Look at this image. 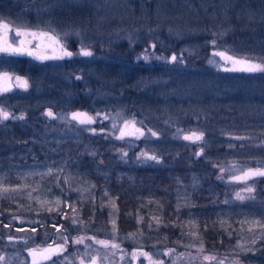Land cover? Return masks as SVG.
I'll list each match as a JSON object with an SVG mask.
<instances>
[{"label": "rangeland", "instance_id": "1", "mask_svg": "<svg viewBox=\"0 0 264 264\" xmlns=\"http://www.w3.org/2000/svg\"><path fill=\"white\" fill-rule=\"evenodd\" d=\"M150 1L165 5L164 11H169L174 25L184 24L188 20L181 3L173 0ZM188 1L184 0L183 4L192 7ZM169 2L173 4L169 5ZM130 3V0H0V44L6 35L13 48L23 49L20 53L0 51V56H11L16 61L25 59L30 66L37 68H47L49 65L56 67L60 78L68 83L72 76L63 77L62 68L67 57L64 53L75 50L71 56L74 60L76 55L79 56L77 58L82 57L85 65L78 74L82 75L79 80L85 86L83 100L85 105L88 104L74 109H59L58 113L54 107H45L43 116L49 120L58 119L59 122L55 130L52 128L47 131L45 128L40 133L46 147L45 158L0 164V198L8 200L12 206L3 214L7 213L6 217L9 214L20 225H30L21 227V230L16 231L17 235H29L32 238L40 235L43 244L48 243V240L63 242L65 250L59 256L62 263L52 261L46 264H80L94 254L98 255L100 264H126L133 253L132 248L147 246L150 237L154 238L152 242L159 244H152L155 248L147 246L153 264H264V261H247L264 240V176L250 175L246 180L235 179L249 172H264V157L253 155V150L264 148V129H261L264 128V71H241L238 69L243 65L225 59L230 56L233 60L264 65V49L254 50L251 40L236 44L231 40L230 33L218 29L211 32L213 26H200L195 30L178 28L179 32L170 27L168 34L174 33L170 35L172 39L177 37L184 40L191 38L190 35L202 40L211 38V41H195L192 46L195 51L204 45H212L213 48L210 54L200 52L191 76L181 80L182 86L170 85L176 79L175 74L156 81L161 88L157 93L153 87L154 99L144 104L141 102L140 90L120 92L114 83L110 84L105 78L104 72L114 62L110 56L113 46L125 40L135 45L144 43L132 63L142 60L141 65L151 73L152 69L159 66L172 69L174 62H178L179 59L174 62L171 60L175 56L172 47L178 40L165 42L162 36L150 38L155 26L149 20L137 23L129 8ZM185 9L190 11L187 7ZM4 24L9 25L7 33L2 27ZM16 31L27 34L17 36ZM203 32L205 36H198ZM206 32L210 36L206 37L209 35ZM176 33H181V37ZM180 43L187 47V44ZM167 49L171 50L166 52ZM80 50L88 51L91 55H79ZM2 71L3 67L0 68ZM28 74L17 71L15 82L19 85L28 83L31 81ZM155 83L147 82L146 87ZM246 108L250 109L247 111ZM0 110L9 113L7 119L0 115V124L19 118L7 104L0 106ZM47 111L53 115L48 116ZM77 112L87 114L92 122L80 124L73 120L72 114ZM244 114H257V119H247L238 123L240 126L231 123ZM245 123L249 125L245 126ZM253 123H259L261 130H253ZM100 129H103V135L97 134ZM110 131L118 136L121 147L117 149L114 146V150L119 158L110 165L109 173L94 171L92 166L89 169L86 162L98 157V147L111 138L107 136ZM193 133L203 134L202 139L184 138ZM125 135H133V138L122 141L120 138ZM132 145L139 148L133 152L129 149ZM107 147L106 152L113 150L112 144ZM187 152L193 158L198 155L202 159L204 157V161L210 163L207 178L211 177L213 183L218 179L225 184L222 195L219 193L218 196L217 193L212 203L223 206L212 216H215L216 223L223 228L228 240L233 242L225 251L205 245L200 221L191 213L177 223L180 234L174 238L175 241L169 242L175 245L160 246L154 234L163 225L159 201H156L158 204L155 201L141 204L137 200L133 228L121 231L119 221L124 218L119 214L117 196H113L110 185L103 186L95 179L100 175L107 177L111 172L116 177L134 178L138 171L128 173L127 169L135 167L144 173V167L157 168L162 156L173 159ZM153 156L156 159H151ZM82 158V167H77L75 162ZM117 164L122 166L121 171H116ZM75 167L77 169H73ZM168 167L172 168L171 165ZM167 175L171 176L170 173ZM179 183L175 187L178 191L175 203L177 217L191 205L193 195L198 196L207 189L216 188V185L211 189L213 184L204 186L198 181L190 186L183 185L182 180ZM237 193L244 199H238ZM241 205L246 207L242 209ZM147 210L150 214L145 212ZM30 214L35 217H24ZM39 216H42L41 221L50 216L52 231L40 234L39 231L31 230V225ZM13 230L0 229V241L8 234H15L16 229ZM77 240L83 242L76 243ZM98 241L105 243L96 245ZM6 247L15 249L7 250L0 264H23L26 244L6 242L0 246V251Z\"/></svg>", "mask_w": 264, "mask_h": 264}, {"label": "trees", "instance_id": "2", "mask_svg": "<svg viewBox=\"0 0 264 264\" xmlns=\"http://www.w3.org/2000/svg\"><path fill=\"white\" fill-rule=\"evenodd\" d=\"M174 1L181 3V9L184 11V15L187 16L188 19L184 24H179L178 26L174 25L173 21L170 19L169 11H164L165 8H163V6L165 5H156L154 1L149 2V0H130V2H132L133 4L130 3L131 6L129 5L134 18L137 20V23L142 21L146 22L149 20L152 26H155V31L154 33H151L153 35L150 34V38H154V36L160 38V36H162L165 42L178 40L175 46L172 47V51L174 52L173 54L175 55L176 60L179 59L178 62L173 61L175 64L173 65V68L167 69V67L159 66L152 69L153 71L150 73L146 69V67H143L141 65L143 63L142 60L139 61V63H132L134 58H136V53L139 51V49L142 48L144 43L135 45L125 40L121 41L120 44H116L115 46H113L111 50L112 54H110V56H112L114 62L112 64H109L107 71L104 72L105 78L108 80V82L110 84L114 83V85L117 86V90H119L120 92L122 91L124 93H127L135 89L140 90L139 95L141 96V102L143 101L142 103L144 104H147V101L154 99L152 97L153 87L154 90L157 91V93L161 88L160 84L155 83L156 81H161L162 79L164 80L166 77L173 76L175 74L176 79L172 81L170 85L173 84V87H179L180 85L182 86L181 80H183L185 76H191L195 69V61L199 60L200 58V52L202 54H210L213 48L212 45H204L201 49L198 48L195 51L194 47H192L195 41H211V38L209 39L207 37L210 36L209 32H206L209 33V35H206L207 38L203 40L200 38H194L195 36L191 35V38L184 40L178 39L177 37H174V39H172V36L170 35H174V33L168 34L170 27L175 28L176 32H179L177 30L178 28L181 30H185V28L187 27V29L195 30L200 26H213L214 29L211 32L215 31V29H218L223 33H230L231 40L235 41L236 44H245L248 42V40H251L250 42L253 45L254 50L258 49L256 51H259L260 49H264V0H224V3L222 0H189L188 4H191L192 7L183 4L184 0H173V2ZM170 4L173 3L169 2V5ZM175 6L177 7V5ZM186 7L190 10L189 12L186 11ZM150 35H147V37ZM176 35L181 37L182 34L176 33ZM198 36H205V32L200 33V35ZM180 42L187 44V47H183ZM170 50L171 49H167L166 52H169ZM151 81L155 84L146 87L147 82ZM153 93L155 92L153 91ZM249 109L246 108L245 110L248 111ZM245 114L242 117H238L235 121L233 120V122L231 123L233 125L240 126L241 124L238 123H242L247 119L256 121L257 114L254 116H245ZM257 124L259 125V123ZM244 125L247 126L249 124L245 123ZM258 125L253 123V126L251 125V128L258 132ZM223 128L226 127L224 126ZM43 130L44 127L42 122L38 118H36L35 127L33 128L29 127L28 124H26L25 127H10L9 129H7V131L0 133V164H12L28 161L32 162L35 160L40 161L44 159L46 154V147L44 141H42L40 136V133ZM253 151H255L253 153L254 156L257 155L258 157H264V148L261 147V149H258V151ZM212 153L217 154L218 152ZM204 160L205 158L202 159L197 157L195 160L196 165L199 166V162L202 163L204 162ZM135 171H138V173L136 172L135 177L138 179H143L145 180V182L127 185L125 187L127 188V190L123 192L117 191V194L115 193L119 202V214L122 216V218H124L123 220L119 221V227L120 229H122L121 231L124 232L133 228L132 220L133 215L137 213V200H139V202L143 204L146 201L151 203V201L156 202L159 199H162V197H160L158 189V187H160V183L156 181V179L159 177L156 169L149 167L144 173L141 169H133L129 172ZM155 204H158V202H156ZM145 205L146 207L148 206L147 204ZM145 205L143 206L144 208ZM10 209H12V206L9 204V201L0 198V216L4 211ZM145 212L147 214H150L148 210ZM123 215L125 217H123ZM2 218H4V216ZM126 218L129 219L126 220ZM182 219L184 218L179 216V218L176 219V222L178 220L180 222L182 221ZM162 224L163 225L159 227V229H157L158 232L154 233L156 236L155 239L158 240L160 244H166L167 242L175 241L176 239L174 238L177 237L180 233L178 231L170 232L167 230L169 229V227H178L177 223L175 224L174 222V218H164V220L162 218ZM201 224V231L204 234L203 237H205V243L209 246L208 248L213 247L217 250L225 251L228 249V247L232 246L233 242L228 240L227 234L223 229L219 228V226L212 225V227L211 223L205 222ZM152 239L154 241V238L150 237L149 242L153 244L154 242H152ZM259 247L260 248L255 253L256 255L254 254V256L249 259L253 258L252 260H254L255 262L264 261V257L261 256L264 255V240L260 242Z\"/></svg>", "mask_w": 264, "mask_h": 264}, {"label": "flooded vegetation", "instance_id": "3", "mask_svg": "<svg viewBox=\"0 0 264 264\" xmlns=\"http://www.w3.org/2000/svg\"><path fill=\"white\" fill-rule=\"evenodd\" d=\"M75 48V47H74ZM75 50L71 51L70 53H74ZM79 53H82L81 50ZM80 55V54H79ZM79 56L76 55V60H74L73 56H67L66 57V63L64 64L65 66L62 68V73L64 79L66 77H69L70 75L72 77L71 81L66 83L60 76L58 75L55 70L57 69L56 67H52L49 65V67L46 68V66L43 67H32L30 66V63L28 60H21L19 59L16 61L14 57L7 56V57H2L0 56V68H4V71L0 72V85L3 87L0 89V91L3 93L0 96V106L7 104L13 109L15 113L19 116V118L13 120H8L6 122H2L0 124V133H3L4 131H7L10 127H25L26 124H28L29 127L33 128L35 127V122L36 118H38L42 124L44 129L46 128L47 131L54 130L59 126L58 119H48L45 116H43L42 111H45V107H54L56 109V112L58 113L59 109H74L85 105L83 100V89L85 88L84 84L82 81L79 80V78L82 77V75L78 74L83 71V67H85L84 62L81 58H77ZM74 60V61H73ZM81 65V66H80ZM79 67V69H78ZM19 73H26L29 72V77L30 80L28 83L19 85L15 82L16 78V72ZM81 71V72H80ZM7 74V77L9 79L6 81V87L7 90L5 89V81H4V76ZM92 82H88L89 85H94ZM95 83V82H94ZM105 85H102L104 87ZM43 101V103H42ZM50 111H47L49 113ZM9 114V113H8ZM11 122V123H10ZM57 122V123H55ZM54 124V127L53 125ZM50 126V127H49ZM51 128V129H49ZM103 129H100L97 131V134L103 135L104 131ZM126 131V128H125ZM111 138L109 140L103 141L102 145H100V141L98 145L99 152H98V157H94V159L88 160L86 162V165L88 164V167L90 169V166L96 170H100L99 172L105 171L107 173L110 172V165L115 162V159L119 158L117 157L114 146L119 149V140L117 139L118 136H115L114 132L109 133ZM126 138H133V135H125L124 137L122 136V141L125 140ZM82 142V141H81ZM112 144L113 150L109 149V151H105L107 149V146H110ZM82 145V143H81ZM139 146L132 145L129 147L130 150H136L138 149ZM191 153L187 152L184 153L181 157H176L173 159L170 158H164L163 156L161 157V162L158 164L157 168L155 167L157 173H158V178L156 181L160 183L159 189V194L162 199H157L159 201V205H161V218L168 219L170 217L174 218V222H176V219L179 218V216H176V200H178V191L177 188L175 187L179 186V180H182V184L185 186H190L191 184H194L196 181L201 182L202 185H212L211 189L214 188L216 185V188L212 190H205L203 194H199L198 196L193 195V200L191 202V207L189 206L187 210L182 212V215L180 217L185 218L189 217L188 213H191L195 218H197L200 221V230H201V223H211V226L215 223L218 225V222L216 223L215 221V216H212L214 212L220 211L223 206L218 205L219 203L212 204L214 200L216 199L215 196L218 193H220V196L222 195L221 192L224 191L223 186H225L224 183L219 182L218 179L214 180V183L212 182V178H207V176L210 174L209 172V166L210 163L208 161H204L202 163L199 162V166L196 165V156L193 158L191 157ZM198 158H202L200 155H198ZM204 158V157H203ZM83 158L80 159V161H76L75 164L77 167L80 164H83ZM86 161V160H85ZM79 163V164H78ZM120 163V161L118 162ZM74 166V164L72 163ZM117 164L116 166H118ZM171 165L172 168H169L168 166ZM82 167V165H80ZM167 166V167H165ZM115 167V166H114ZM118 170L116 171H121L122 166L117 167ZM149 167H144V170ZM73 169H77L76 167ZM96 169V170H95ZM135 170V167L133 168ZM132 168L127 169V171L133 170ZM168 173L171 174V176L167 175ZM197 176V177H196ZM198 178V179H197ZM96 182H101V185H110V189L113 191V196H117V191L123 192L127 190L125 188L127 185H132V184H137L141 182H145L143 179H138L136 177L134 178H125V177H116L113 172L109 174L107 177L106 176H98L95 178ZM147 182V181H146ZM179 189V187H178ZM116 191V192H115ZM226 193L229 195V191L225 189ZM116 193V194H115ZM180 195V194H179ZM145 198V197H144ZM117 199V198H116ZM229 207V205H227ZM242 209H244L246 206L241 205ZM7 213H4L0 216V229L2 230L3 228L6 229H16L14 231L15 234H8V237H3L2 240L0 241V246H4V243L9 242V243H17V242H23L26 244L25 248V256L26 259L24 260L23 264H46L50 263L52 261L55 262H61L59 259L60 254H62L65 250L63 242L60 240L57 242H53L48 240L46 244H43L44 242L42 241V236H38L36 238H32L29 235H17L18 230H21V227L27 226L29 227L30 225H23L17 221L11 219V216L8 214V217H6ZM4 216V218H2ZM35 217L33 214L30 215H24V217ZM40 217V216H39ZM41 218H38L33 225H31V230L34 231H39L40 234L43 232L47 231H52V220L50 219V216H46V219L41 221ZM179 220L176 222L178 223ZM56 223H61L56 222ZM212 226V227H213ZM219 228L223 229L221 226ZM168 231H178L180 232V228L177 227H169L167 229ZM11 232V231H10ZM225 232V231H224ZM4 236V235H3ZM34 239V241H33ZM178 242V241H177ZM205 242V241H204ZM147 246L150 248H155L153 245H159V244H154L150 243L149 241L146 242ZM145 244V243H144ZM58 246L59 249L62 246V251L59 250L56 255H52L51 258L49 259H44L40 262H33V257L30 253L33 252V250L38 251V250H43L46 247L49 246ZM96 245H98V242H96ZM169 246V245H175L173 242L171 244L169 242L162 243L160 246ZM205 245L209 247L206 243ZM144 245V247H133L131 255H129V261L126 264H153L151 261V255L147 251V247ZM212 248V247H211ZM15 248L11 247H6L2 248L0 251V257H3L5 252L7 250H12ZM215 249V248H214ZM146 250V251H145ZM216 250V249H215ZM142 253H147V257L142 255ZM253 259V258H252ZM252 259H247V261H251ZM254 261V260H253ZM99 263V257L97 254H94L90 259L87 261H81L80 264H90V263Z\"/></svg>", "mask_w": 264, "mask_h": 264}, {"label": "snow or ice", "instance_id": "4", "mask_svg": "<svg viewBox=\"0 0 264 264\" xmlns=\"http://www.w3.org/2000/svg\"><path fill=\"white\" fill-rule=\"evenodd\" d=\"M2 27L5 30V33H7L8 29H9V25L8 24H4ZM25 34H27V33L16 31V35L17 36L25 35ZM31 35L34 36L36 34L35 33H31ZM0 51L20 53V52L23 51V49L19 48V47L13 48L8 43L7 36L5 35L3 37L2 44H0ZM81 52L85 56L91 55V53L88 52V51L81 50ZM29 54H31V53H29ZM78 54H81V53H78ZM64 55L71 56L72 53L65 52ZM220 55L223 56L224 54L221 53ZM171 59H172V61H175L176 57L172 56ZM225 59L233 61L234 64L243 65V67L238 69V70H241V71H247V72L264 71V65H261V64H254V63L247 62L245 60H233V58L230 57V56H226ZM226 70H237V69H226ZM3 79L5 81V89L4 90H7L6 81L9 79V77H7V74H5ZM24 86H26V83H25ZM0 115H2L4 119H7L8 116H9V114L7 112H4L3 110H0ZM47 115L48 116H52L53 114L51 112H49ZM72 119L77 121L80 124H87V123H91L92 122V118L91 117H87V114L79 113V112L73 113L72 114ZM153 135H155V133H153ZM202 135L203 134L196 135L195 133H193V135L185 136L184 138L185 139H189V140H200V139H202ZM151 159H156V157L153 156V157H151ZM250 175H261V176H264V172H256V173L249 172V173H245L244 177H236L235 179H237V180H241V179L246 180ZM248 191H251V189H248ZM236 196H237L238 199H244V197L241 196L240 193H237ZM75 242L76 243H82L83 241L82 240H77ZM98 243L104 244L105 242L104 241H98ZM59 250H61V251L63 250L62 246L60 247ZM45 251L49 253V255L46 257V258H49V259L51 258V255H56L57 254V250L46 249ZM30 254L35 256L36 255L35 250H33V252L30 253ZM142 255L147 257V253H142ZM0 259H2V257H0ZM93 264H94V262H93Z\"/></svg>", "mask_w": 264, "mask_h": 264}, {"label": "water", "instance_id": "5", "mask_svg": "<svg viewBox=\"0 0 264 264\" xmlns=\"http://www.w3.org/2000/svg\"><path fill=\"white\" fill-rule=\"evenodd\" d=\"M46 249L57 250V252L59 251V247L58 246H54V245L53 246L46 247L43 250L35 251L36 255L35 256L32 255L33 262H40V261H42L44 259H48L46 257L49 255V253L45 251ZM90 264H93V263H90ZM94 264H96V263H94ZM97 264H99V263H97Z\"/></svg>", "mask_w": 264, "mask_h": 264}]
</instances>
